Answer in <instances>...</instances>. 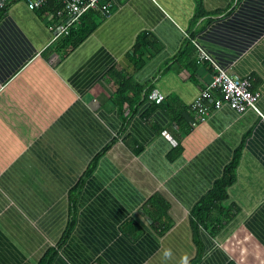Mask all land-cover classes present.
Listing matches in <instances>:
<instances>
[{
  "label": "crops",
  "instance_id": "1",
  "mask_svg": "<svg viewBox=\"0 0 264 264\" xmlns=\"http://www.w3.org/2000/svg\"><path fill=\"white\" fill-rule=\"evenodd\" d=\"M24 2L0 0V264H264V0H203L198 20L196 0H112L73 49ZM196 44L254 79L258 111L197 121L213 71ZM118 73L140 94L118 98ZM228 169L225 214L195 235L190 211ZM155 194L163 233L143 215Z\"/></svg>",
  "mask_w": 264,
  "mask_h": 264
},
{
  "label": "built area",
  "instance_id": "2",
  "mask_svg": "<svg viewBox=\"0 0 264 264\" xmlns=\"http://www.w3.org/2000/svg\"><path fill=\"white\" fill-rule=\"evenodd\" d=\"M30 10L38 9L46 4L48 0H23ZM62 8L57 11V16L62 18L60 25L52 39L55 41L60 36L68 35L88 11H99L103 15L111 12L112 0H60ZM200 58L199 63L209 62L213 77L209 84L203 88L191 104V109L198 122L205 121L210 113V104L220 108L223 103L228 104L239 113L247 110H259L258 102L260 93L252 90L249 78L232 75L220 67L208 54L197 44ZM218 90L219 94H214ZM214 95L216 98H214ZM149 99L156 104L164 102L165 97L158 89L150 92Z\"/></svg>",
  "mask_w": 264,
  "mask_h": 264
},
{
  "label": "trees",
  "instance_id": "3",
  "mask_svg": "<svg viewBox=\"0 0 264 264\" xmlns=\"http://www.w3.org/2000/svg\"><path fill=\"white\" fill-rule=\"evenodd\" d=\"M196 4H197V10H198V14L196 17L197 20L199 17L211 15L209 12L205 11L203 0H196ZM24 7H26L28 10H30L26 3L24 4ZM61 8H62V4H61L60 0H48L44 6L38 8V9H35V10H30V11L34 12V11L40 10L42 14H45L46 16L53 14L52 17L54 19H56V18L58 19L59 17H57L56 13ZM112 8H113V5L111 7V10H112ZM91 12H95L100 17H102V16L104 17V15L101 12L92 10V11H88L87 13H85L83 15V17L81 18V21H83L85 19V17H87V16L89 17ZM86 27H87V23H84L83 27H79L78 25L76 27H73L68 35H66L65 37H62L60 39V41H63V39L66 38V42H63L62 45L68 44L70 46V48H72V49L74 47L78 46L87 37L86 36L87 33L85 32ZM148 44H150V45L154 44L152 38L150 36H148L147 34L140 36L138 41H137L134 53L137 55L140 54L138 57H142V55L144 54L142 48ZM197 49H198V47H197ZM199 58H200V54H199ZM28 60L29 59H27L25 62H28ZM196 62H199V59H197ZM204 63H207L211 67L209 62L206 61ZM211 69H212V67H211ZM113 72L114 71H111V74ZM243 78H247V77H243ZM248 78L252 84V90L257 91V89H256L257 83L254 82V79L252 77H248ZM117 79L119 80V84H120L119 90H118V93H119L118 98H120L121 100L128 101L127 97L129 96L130 92H132L134 94H136V93L140 94L139 92L142 91V88H139L140 91H137L136 87H133L132 84L129 85L128 81L125 80L120 75V73H118ZM133 85H135V84H133ZM152 90H150V92ZM150 92L147 93L148 99H149ZM218 92L219 91L216 90L214 92V94L215 95L219 94ZM215 95H214V98H216ZM163 103L164 102H162L160 104H156V103H154V104L162 105ZM190 108H191V105H190ZM214 109H215L214 105L210 104V113ZM174 118H176L182 124V120H181L182 118L180 117L178 111H177L176 116ZM184 127L187 128L186 125H184ZM183 130L187 131L188 129H183ZM232 177H233L232 171L230 169H228L226 171L224 177L214 185L213 190L210 191L203 199L198 201L197 204L194 206V208L190 211L191 225L193 227L195 235L197 234L198 229H200V228L205 229V230L209 229L210 227L215 228L219 222L220 216H224L225 211H224L223 207L221 206V203L224 200V198L226 197L225 189L232 182V180H233ZM142 208H143L142 210L144 212L143 215L147 219H149L151 221L152 225L156 226L157 229H159V231L161 233L165 232L169 228V223H168L169 218L167 215V212L169 209V204L160 194H155V195L151 196L145 202V204L143 205ZM217 219H218V221H216ZM40 264H50V261L43 259L40 262Z\"/></svg>",
  "mask_w": 264,
  "mask_h": 264
}]
</instances>
